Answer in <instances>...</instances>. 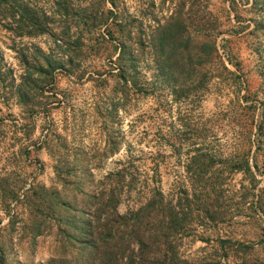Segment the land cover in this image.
Masks as SVG:
<instances>
[{
	"label": "rangeland",
	"instance_id": "1",
	"mask_svg": "<svg viewBox=\"0 0 264 264\" xmlns=\"http://www.w3.org/2000/svg\"><path fill=\"white\" fill-rule=\"evenodd\" d=\"M180 1L31 0L49 26L0 16L3 264L79 263L63 232L69 205L123 168L137 184L122 189L121 213L155 174L178 212L171 264H264V0H205L218 53L200 61L184 40L187 71L162 73L144 47ZM123 45L139 50L136 66Z\"/></svg>",
	"mask_w": 264,
	"mask_h": 264
},
{
	"label": "trees",
	"instance_id": "2",
	"mask_svg": "<svg viewBox=\"0 0 264 264\" xmlns=\"http://www.w3.org/2000/svg\"><path fill=\"white\" fill-rule=\"evenodd\" d=\"M31 0H0V16L6 21L5 26H49L48 14L42 8L40 15L34 14ZM187 0L180 1L175 13L164 23H159L154 30V37L145 50L153 56L157 70L174 74L187 71L186 55L188 43L194 41V56L200 61L205 56L218 53V36L221 33L217 23L214 26L205 19L204 11H208L205 0H194L197 5V24L190 28L189 17H185ZM205 9V10H204ZM199 12V14H198ZM189 13V12H188ZM211 13V12H210ZM194 31V35H192ZM45 29L30 30L29 34L38 35ZM120 55L126 56L133 66L140 59L139 50L123 45ZM125 83L129 78L123 73ZM118 179L113 186L105 182L95 194L85 193L82 208H71L64 221V234L68 242L80 249L82 260L77 264H171L180 257L179 237L183 233L175 207L167 206L165 194L156 174L151 183L145 184L146 198L137 208L125 213L119 211L122 200V189L125 185L137 184L133 174L128 176L125 168L117 171ZM110 181V176H107ZM127 181L128 184H125ZM147 185V186H146ZM170 209L169 225L166 210ZM151 223L158 224L150 228ZM68 229H71L68 231ZM0 254V264H3Z\"/></svg>",
	"mask_w": 264,
	"mask_h": 264
}]
</instances>
